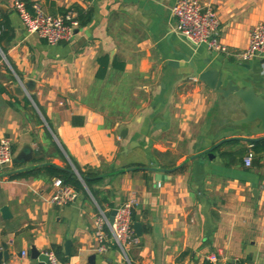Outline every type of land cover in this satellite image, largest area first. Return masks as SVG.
I'll return each mask as SVG.
<instances>
[{"label":"crops","instance_id":"obj_1","mask_svg":"<svg viewBox=\"0 0 264 264\" xmlns=\"http://www.w3.org/2000/svg\"><path fill=\"white\" fill-rule=\"evenodd\" d=\"M27 1L54 16L82 11L87 23L50 45L25 30L12 0H0V19L10 26L0 45V139L11 141L13 160L30 157L0 167V209L10 213H0L4 264H38L53 245L69 264H120L114 248L92 251L97 202L90 192L56 206L49 203L55 177L9 178L44 164L63 168V159L103 177L93 185L102 209L135 197L132 264H204L212 252L221 264H264V152L244 164L264 129L230 91L264 104V59L240 58L264 23V0H199L214 10L227 53L186 43L175 32L174 0ZM28 81L31 100L6 88Z\"/></svg>","mask_w":264,"mask_h":264},{"label":"built area","instance_id":"obj_2","mask_svg":"<svg viewBox=\"0 0 264 264\" xmlns=\"http://www.w3.org/2000/svg\"><path fill=\"white\" fill-rule=\"evenodd\" d=\"M12 8L17 12L25 30L36 34L50 45L67 42L72 39L75 28L79 25L76 12L66 11L61 15H50L38 2H33L28 8L22 0H12ZM170 12L176 20L175 32L192 47L204 46L213 51L227 53V47L218 38L219 21L210 6H203L199 0H174ZM253 57L264 59V23H259L252 29L248 47L240 54L243 61ZM254 152L249 146L244 157V164L250 166ZM13 163V150L8 138L0 139V167H8ZM55 191L49 203L63 206L77 198L78 192L65 185L58 178L54 179ZM95 203V202H94ZM96 204L97 212L93 220L94 253L103 254L114 248L120 256V264H132L129 257L131 246L139 240L133 228V210L137 204L134 196L128 197L116 208L113 220L110 221V211L102 209ZM44 264H69L62 262L52 249L42 253ZM204 264H221L214 252L205 257ZM232 264H254L239 262Z\"/></svg>","mask_w":264,"mask_h":264},{"label":"trees","instance_id":"obj_3","mask_svg":"<svg viewBox=\"0 0 264 264\" xmlns=\"http://www.w3.org/2000/svg\"><path fill=\"white\" fill-rule=\"evenodd\" d=\"M24 1L26 2L27 5H29V2L27 0H24ZM76 11H77L76 19L78 20L79 25L86 24L87 23V16H85L82 13V11H79V10H76ZM9 31H10L9 22L5 18H1L0 19V45H1L3 40H5V39L9 40V38H10ZM98 63H99L98 78H101L105 75L106 68L108 66L107 57L105 56V57L99 58ZM112 64L115 65V61ZM119 68L122 69V66ZM1 90H4V89L1 87ZM23 100H24V103L27 105L30 103L27 98H24ZM227 142L228 143H235L237 141L235 139H231ZM249 143L251 144V149L254 152L253 159H255V157L257 155H260L261 153L264 152V137L259 138L255 141H250ZM63 160L65 162V167H63V168L55 166L53 164H44V165H41L39 167L30 169V170L18 171V172L11 173L9 175V178H11V179L21 178V177H26V176L32 175V174H40L41 173V174L47 175L49 177L58 178L62 181L63 184L72 187L77 192L86 194V190H85L82 182L79 180L77 175L72 171L70 164L66 161V159H63ZM134 166H136V167H134ZM142 166L143 165H140V164L133 165V167H131V170H137L139 168H142ZM75 169L77 170V172L79 173V175L83 179L84 184L86 185L87 189L89 190V192L92 194V196L96 200L97 204L100 207H102L101 202H100L99 198L97 197V193L93 190V185L100 182L103 177L98 176L96 173L91 172V171H84L77 166H75ZM52 250L55 252V254L58 256V258L62 262H67L66 258L63 257L62 253L60 252L59 247L53 245Z\"/></svg>","mask_w":264,"mask_h":264},{"label":"water","instance_id":"obj_4","mask_svg":"<svg viewBox=\"0 0 264 264\" xmlns=\"http://www.w3.org/2000/svg\"><path fill=\"white\" fill-rule=\"evenodd\" d=\"M1 11H2V9H1ZM191 67H192V69H194L192 65H191ZM6 88H7L9 93H11L15 96L25 95L26 97H28L31 100L30 94H31V92H33L34 82H32V81H28L26 83H19L18 82L17 85H14L13 82H10L6 85ZM230 91L233 92L238 97H240L242 99V101L247 106L250 107L251 112L248 115L247 119L248 120H253L255 118L259 119L261 121V128L264 129V104L257 97H255L252 93H248L247 91H245L243 89H238L235 86H231ZM52 136L54 137V134H52ZM255 140H257V139H252L251 141H255ZM27 154L26 153L19 154L13 160V163L15 160H21L22 158L25 160L29 159L30 157ZM70 166H71L72 171L77 175L79 180L82 182L85 190L89 193V190L87 189L86 185L84 184L83 179L81 178V176L79 175L77 170L73 167V165L71 163H70ZM115 212H116L115 209H113L111 211V214L109 216L110 221L113 220V215L115 214ZM0 213H1L3 218H8L10 216L9 209L7 206L2 207L0 209ZM134 227L136 230H138L139 224L134 223ZM2 247H3V249L0 251V264H4L6 261H8V258H9L7 245L3 244ZM69 247H70V241H66L64 243V250H65L66 255L69 254ZM30 254H31L32 258H34V259H36L39 255L38 251H36V249L34 247L31 248ZM94 258H95L94 254L89 256V260H91L90 261L91 263L94 262ZM38 264H44V263L42 261H40Z\"/></svg>","mask_w":264,"mask_h":264}]
</instances>
